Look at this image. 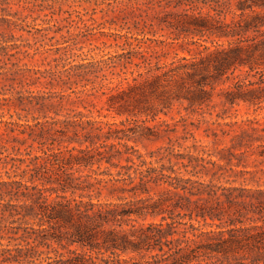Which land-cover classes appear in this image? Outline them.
Returning <instances> with one entry per match:
<instances>
[{"label":"trees","instance_id":"trees-1","mask_svg":"<svg viewBox=\"0 0 264 264\" xmlns=\"http://www.w3.org/2000/svg\"><path fill=\"white\" fill-rule=\"evenodd\" d=\"M237 8L241 14L246 9L250 11V19L234 22L229 29L217 28L214 33L217 37H227L253 31L256 33L253 37L229 42L227 46L218 44L214 49L201 44L203 50L198 55H174L168 61L163 60L168 52L161 44L158 47L139 46L98 60L73 64L71 75L89 83L95 80L89 75L99 79V83L86 88L94 90L87 96L95 92L106 95L105 109L117 115L126 113L155 119L159 113L166 114L175 103L183 102L187 103L185 108L191 107L193 112L210 100L214 83L218 81H232L221 88L224 104L255 103L259 97L253 95L264 82V0H239ZM236 71L247 74L254 71L258 80L240 78ZM99 115L106 117L107 113L99 112ZM63 122L62 127L72 129L74 135L68 141H75L78 146L62 149L54 147L53 142L46 146L44 130L40 128L33 140L41 153L29 156L26 152L28 157L8 155V160L5 159L7 155L0 156V168L9 164L13 170V175L6 171L7 178H0V213L9 221L0 239L19 240L13 247L0 248L2 262L264 264V168L239 171L233 168L253 154L264 161V143L258 142L264 139V120L261 127L255 118L225 123L237 124L239 130H233L231 144L219 150L218 160L169 152L167 156L155 158L158 164H153L152 159L148 160L126 142L127 131L131 128L121 127L124 121L90 118L78 111L76 116ZM3 123L29 128V135L39 125L37 122ZM165 123L161 120V124ZM14 129L11 126L8 130ZM62 129L60 131L65 134ZM4 130H0V139L7 134V128ZM19 133L25 130L19 129ZM222 134H231V130H222ZM14 139L19 145L25 142V137ZM11 147L14 151L20 149L15 145ZM257 147L261 150H254ZM148 156L152 158L155 154L149 152ZM172 157L191 176L211 172L212 177L219 178L223 175L219 170L228 166L235 175L249 174L252 186L184 178L173 165L161 162L166 158L171 163ZM221 160L224 165L219 163ZM102 164H106L103 170L92 169ZM111 168L116 169L115 174ZM81 169H88V172L74 174ZM242 178L247 181L246 177ZM46 183L56 185L45 186ZM161 185L173 195L182 191V197L187 200V213L174 214L173 210L181 207L177 201L167 204L168 198H154L150 194ZM103 190L107 191L105 200L100 199ZM48 191L56 192L55 196ZM166 206L172 207L167 209ZM184 216L188 221L180 220ZM148 217L152 220L145 222ZM156 217L159 220H155ZM138 218L143 221L139 222ZM16 222L18 224L13 225ZM52 242L66 252L54 258L48 252L44 254L43 248L50 247Z\"/></svg>","mask_w":264,"mask_h":264},{"label":"rangeland","instance_id":"rangeland-1","mask_svg":"<svg viewBox=\"0 0 264 264\" xmlns=\"http://www.w3.org/2000/svg\"><path fill=\"white\" fill-rule=\"evenodd\" d=\"M238 2L239 0H0V130L7 128V134L0 139V156L7 155L5 159L8 160L9 156L28 157L26 152H29V156L41 153L37 147L38 143L33 140L40 128L44 130L46 146H51V142L55 144L54 147L62 149L64 146H78L75 141H68L70 136H74L72 129L62 126L65 123L63 120L73 118L80 111L90 118L118 123L124 121V126L121 127L131 128L127 131L126 142L137 148L148 160L152 159L153 164H158L156 157L167 156L169 152L188 153L201 156L205 160H218L219 150L229 146L233 130H239L237 124L230 126L225 123L255 118L259 121V126H263L264 82L260 84V90L253 95L259 97L255 103L240 101L234 105L224 104L221 88L232 81H218L214 83L215 90L210 100L201 108H195L192 112L191 107L185 108L186 102L175 103L166 114L159 113L158 117L152 119L150 116L107 112L106 95L95 92L94 95L87 96V93L94 90L86 88L96 85L100 80L89 75L91 80L95 79L89 83L71 73L73 64L98 60L139 46L147 48L161 44L168 52L163 60L168 61L174 55H198L203 50L201 44L214 49L218 44L227 46L229 42L253 37L256 34L253 31L227 37H217L214 33L217 28L229 29L234 22L243 23L245 19H250V11L246 9L241 14L242 11L237 8ZM179 3L181 5H177ZM225 23L229 26H223ZM161 41L163 43H160ZM253 73L254 71L249 74L235 72L240 78L258 80L257 74ZM99 112L107 113V116L99 115ZM161 120L166 123L161 124ZM4 121L28 124L37 122L39 125L34 127V132L29 135V128L6 125ZM11 126L15 128L14 131L8 130ZM61 128L65 130V134L60 131ZM19 129H24L25 133L20 134ZM222 130H231V134L223 135ZM214 132L217 133L216 136L213 135ZM14 137H25V142L19 145ZM258 142L264 143V139ZM12 145L19 146L20 149L14 151ZM149 152H154L155 156L149 157ZM161 162L173 165L177 173L184 178L190 176L205 182L212 179L214 183L225 185L252 186L248 181L249 174L243 175L247 178L244 182L243 176L235 175L228 166L219 170L223 172L219 178L212 177L211 172L198 173L196 177L187 173L179 163H175L174 157L171 163L166 158ZM121 163L124 164L125 161L121 160ZM219 163L224 165L222 160ZM207 165L212 168L210 163ZM105 166L106 164H102L97 168L94 165L92 169L100 171ZM258 167L264 168L263 158L253 154L244 159L241 165L233 168L234 171H239L244 168L254 170ZM71 170L74 171L75 167ZM81 170L74 174L88 172V169ZM115 170L111 168L113 174ZM6 171L10 176L13 175V170L8 164L5 168H0V178H7ZM234 178L235 181H231ZM49 185L56 184H45ZM165 187L157 186L150 194L154 198H168L167 204L177 201L181 207L173 210L174 214L179 213L182 216L187 213V200L182 197V191L173 195L164 191ZM48 193H51V196L56 194L53 191ZM58 193L61 194L60 191ZM106 194L107 191L103 190L100 199L105 200ZM171 207L166 206L167 209ZM5 217L0 213V234L6 232V225L9 223ZM150 220L152 218L148 217L145 222ZM155 220H159V217ZM180 220L188 221V218L184 216ZM138 221L143 220L138 218ZM17 224L18 222L13 223ZM32 225L36 226L35 223ZM17 242L19 240L0 239V248L13 247ZM43 249L44 254L48 252L52 258L66 252L55 242ZM1 259L0 257V264H8Z\"/></svg>","mask_w":264,"mask_h":264}]
</instances>
